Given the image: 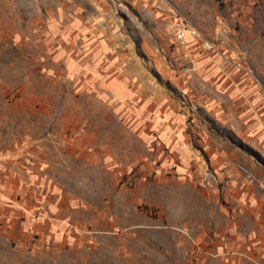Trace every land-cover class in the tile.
I'll list each match as a JSON object with an SVG mask.
<instances>
[{
    "label": "rangeland",
    "instance_id": "374dc122",
    "mask_svg": "<svg viewBox=\"0 0 264 264\" xmlns=\"http://www.w3.org/2000/svg\"><path fill=\"white\" fill-rule=\"evenodd\" d=\"M175 9L216 44L218 53L198 55L250 82L264 114V0H0V158L34 166L48 183L46 228L29 232L2 207L0 264H264V202L252 201L242 182L230 187L189 146L162 136L143 144L103 90L109 75L90 70L111 27L122 42L123 34L133 40L144 65L164 34L163 46L178 49ZM77 17L107 34L81 30L89 36L73 44ZM149 70L187 123L202 117L224 146L255 163L252 190L263 197L264 131L241 122L236 135L218 125L204 104L217 91L194 72Z\"/></svg>",
    "mask_w": 264,
    "mask_h": 264
},
{
    "label": "crops",
    "instance_id": "0c3cea01",
    "mask_svg": "<svg viewBox=\"0 0 264 264\" xmlns=\"http://www.w3.org/2000/svg\"><path fill=\"white\" fill-rule=\"evenodd\" d=\"M100 28L94 26L96 31H89L87 25L82 24L77 17L72 27V43H78L81 35H88L81 33V30L97 35L107 34ZM109 32L112 34L111 41L109 44L102 43L103 51H97L95 55L92 54L94 63L91 64L90 70L93 73L109 75L103 77V90L110 96L108 100L111 105L116 109L120 108L123 113V121L134 125L133 131L137 139L144 144L145 138L148 141L150 137L162 136L166 140H172L171 143L176 147L189 146L190 153H194L193 157L201 162L203 159H208L214 164L215 169H218V175L225 179L230 187L240 185L239 182H242V185H247V194L251 200L263 203L264 195L261 197L252 190L256 183L255 177L252 175L255 163L251 162L239 148L224 146L222 141L218 140L221 137L217 136L214 129H210L203 122L202 117L198 116L197 119L191 120L192 124L187 123L186 114L183 113L167 89L153 80L149 68H153L164 76L175 72V69L182 77L192 71L196 74L199 84L203 82L212 90L215 87L217 91L215 97L204 103L207 105L206 113L213 116L218 125L228 128L231 126L232 130L236 131V135L244 127L243 124L248 125V130L264 131V114L263 110L260 112L258 110L261 104L258 107L257 101H260L261 98L259 96L257 98L256 88L247 80L240 82L236 75L221 66L220 61L215 59L216 57L199 56V52L196 50L198 47L194 43H190L191 41L183 47L178 45L176 39H172L178 49L169 50L163 46V44L166 45L167 39L165 34L162 35L158 39L160 43H163L161 51H154L151 65H144L138 57L134 45L130 42L131 38L128 39L123 34L122 42L121 35L116 30L114 31L113 27ZM166 59H168L167 62ZM174 66L176 67L174 68ZM205 75L208 80L203 81L202 77ZM187 81L191 84L190 80L187 79ZM192 82L194 81L192 80ZM181 85L183 86V84ZM222 90H230L232 94L228 96ZM199 103H202V100H199ZM236 106L243 108L244 117L236 118ZM245 117L250 119L246 121ZM237 122H240L241 127L237 125ZM187 125L199 127L191 128L188 131ZM197 138L199 141H195ZM211 141L219 144L220 147L213 146ZM16 165H19L18 161L1 156L0 194L4 199L1 202L3 205L0 203V211L2 207L6 208L12 218L20 219L17 220V223L26 222L29 232H38L46 228L47 225L45 217L48 194L41 192V187L48 184L47 177L42 171L34 169V166H27L24 163L21 168H18ZM239 173L241 174L240 178H236ZM18 192L25 196L19 199ZM259 208V205L254 206L253 211Z\"/></svg>",
    "mask_w": 264,
    "mask_h": 264
},
{
    "label": "built area",
    "instance_id": "2783aa9c",
    "mask_svg": "<svg viewBox=\"0 0 264 264\" xmlns=\"http://www.w3.org/2000/svg\"><path fill=\"white\" fill-rule=\"evenodd\" d=\"M174 11L176 21H173L170 27L180 46H187L189 40H191L198 48L208 55L218 53L216 44L211 39H208L198 28L192 26L180 11L176 9Z\"/></svg>",
    "mask_w": 264,
    "mask_h": 264
}]
</instances>
